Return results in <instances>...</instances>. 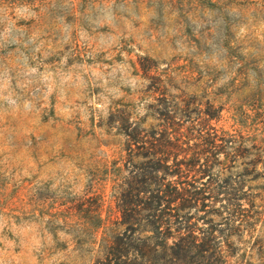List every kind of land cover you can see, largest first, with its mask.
Here are the masks:
<instances>
[{
	"label": "rangeland",
	"instance_id": "rangeland-1",
	"mask_svg": "<svg viewBox=\"0 0 264 264\" xmlns=\"http://www.w3.org/2000/svg\"><path fill=\"white\" fill-rule=\"evenodd\" d=\"M205 110L264 129V0H0V264H94L107 229H149V211L123 217L120 185L177 176L128 163L127 134ZM227 169L192 174L232 185ZM237 235L228 264H264V213Z\"/></svg>",
	"mask_w": 264,
	"mask_h": 264
},
{
	"label": "trees",
	"instance_id": "trees-1",
	"mask_svg": "<svg viewBox=\"0 0 264 264\" xmlns=\"http://www.w3.org/2000/svg\"><path fill=\"white\" fill-rule=\"evenodd\" d=\"M165 77L160 80L173 79L170 75ZM215 119L218 120L205 110L199 112L186 131L173 121L169 126L173 132L127 134L128 163L149 158L155 163L154 170L159 171L162 167L169 169L167 162L171 161V174L177 179L149 184L143 175V179L135 176L136 183L127 187L120 185L117 197L123 217L149 211V229H107L94 264H228L233 256L228 249L233 238L244 229L254 231L264 213L259 195L244 190L248 179L252 189L264 191V129L251 127L237 116L233 117L231 131L218 129L211 124ZM217 164L227 170L241 167L239 179L233 180L232 185L228 184L230 178L225 179V184L215 185L192 174L198 172L210 179L208 172ZM221 194L225 199H220ZM207 200L221 204L216 207L215 202L207 210Z\"/></svg>",
	"mask_w": 264,
	"mask_h": 264
}]
</instances>
